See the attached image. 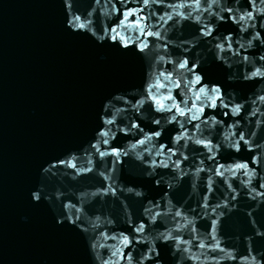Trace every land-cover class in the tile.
I'll list each match as a JSON object with an SVG mask.
<instances>
[{
    "label": "water",
    "instance_id": "1",
    "mask_svg": "<svg viewBox=\"0 0 264 264\" xmlns=\"http://www.w3.org/2000/svg\"><path fill=\"white\" fill-rule=\"evenodd\" d=\"M262 57L264 0H0V264H264Z\"/></svg>",
    "mask_w": 264,
    "mask_h": 264
},
{
    "label": "snow or ice",
    "instance_id": "2",
    "mask_svg": "<svg viewBox=\"0 0 264 264\" xmlns=\"http://www.w3.org/2000/svg\"><path fill=\"white\" fill-rule=\"evenodd\" d=\"M142 3L146 7L148 5V3H149V0H142ZM196 3H197V5H199L200 4V0H196ZM213 3H216V0H213ZM250 3H253L254 4L255 3V0H250ZM211 7L212 6L209 5V7L207 9H205V11L211 12ZM117 11H119V9H117ZM141 11H143V9H141ZM197 11H199V8H197ZM227 11L229 13H233V9L232 8H228ZM133 15H136L135 11H128L124 15V19L127 20L128 17L133 16ZM181 15H183V14H181ZM185 18H187V17H185ZM220 18L223 19L222 16ZM79 19H80L79 17L74 16L72 18V20L70 21V23L75 28L84 29L86 27V25L84 23H78ZM147 19H148V17H146V16H140L135 21V25L139 29V36H137V38H136L137 40H140V37L141 36H143V37H151V36L159 37L160 36V33L159 32L153 33L152 31L147 30L146 29V26L145 27H141V24L143 22H145ZM159 19L160 20H164V17L161 16ZM172 19H173V17L171 15H169L167 17V20H172ZM196 19L199 20L200 19V16H197ZM244 21H252V25L251 26L252 27H255V21H254L252 12H247L246 15H240L239 16L238 22H244ZM165 22H167V21H165ZM121 23H123V21ZM110 31L113 32V33H115V35H112L111 36V39L113 41L119 39L122 42V46H124V47H128L129 46V40L126 39L124 36H121L120 33L116 31V29H111ZM203 34L204 35H211V31L205 26ZM259 37H260V33L257 32L253 36V39H259ZM147 47H148V44L147 43H145L143 41H140L139 49L141 51H143ZM220 47L222 48L223 45H220ZM229 47H231V45H229ZM261 59H264V57H262ZM187 63H188L187 61H184L183 63H181L180 64V68H185L186 65H187ZM194 67L195 66H193V69H194ZM193 69H189V71H193ZM161 75H163V74L161 73ZM252 75L253 76H256V75L264 76V72H261L260 69H256V71L253 72ZM200 82H201V77L199 75H196V77H195V83L196 84H200ZM153 87H156L158 89V88L165 87V85L164 84L157 83V85H154ZM148 93H149V98L157 105V109H156L157 111H169V112H171L173 110V108H175L178 111V113H179L180 116H188L189 113H192L193 112V109H196L197 108V105L195 103L192 104V107L189 108L187 110V112H185L184 109H181L178 104H174L172 106H167L166 107V105L160 99H158L155 95H152L151 94L152 93V89L151 88L148 89ZM202 94L205 95L207 97V99L211 100V103L208 105V107H211V108L217 107V101L218 100L223 104V100H222V97H221V94H220V90L218 88L207 89L206 87H203L202 86V87L199 88V91L197 92L195 99L197 101L201 100V95ZM164 99H166V100H173V97L169 93V95L166 96V97H164ZM260 99L261 100H264V96L260 97ZM223 106L225 108L228 107L227 104H223ZM240 110H241V106L240 105H236L232 109V114H234V115L239 114ZM198 111H199V113H203L204 112V108L203 107H200L198 109ZM225 114L227 115V113H225ZM171 119H172V121H176L177 117L175 115H173ZM199 119H200V116L199 115L192 114L190 116V118H189V122L195 121V120H199ZM106 123L109 124V125H111V124H113V120H107ZM156 123L159 124V121H156ZM133 127H138V125H134ZM193 127H195V128L198 129L199 128V124H196ZM102 135L103 136H107L108 133L105 132V133H102ZM154 135L155 136H159L160 133L159 132H156V133H154ZM181 138L182 137L178 136L176 139L177 140H180ZM146 139H151V137H146ZM242 141L245 142V143H247V141H245V138H244L243 134H240L239 135V140L237 141V143H236L235 146L238 148L239 147V143L242 142ZM196 142L199 143V144H203L205 147H208L209 146V143H210V142H205L203 140H197ZM102 143L103 144H108L109 141L107 139H104L102 141ZM139 143L140 144H143L144 141L141 140V141H139ZM94 147H95V145H94ZM133 147H136V145H133ZM211 150L212 149L209 148V151H211ZM169 152H171V149H169ZM99 154L101 156L106 155L105 152H100ZM112 155L118 156V155H120V153H119L118 150H113ZM153 163H155V161H153ZM161 165L163 167H168V165L166 163H164L163 161H161ZM235 167L237 169H244V168H247V165L246 164H237V165H235ZM219 174L220 175H223L222 172H220ZM37 198H39V197H37ZM177 215H179V213H177ZM142 230H143V225H141L137 229V231H142ZM166 239H167V237H166ZM124 243L125 244H128L129 243L128 237H124ZM203 246L204 245H201V247H203ZM115 254L116 253H113V255H115Z\"/></svg>",
    "mask_w": 264,
    "mask_h": 264
}]
</instances>
